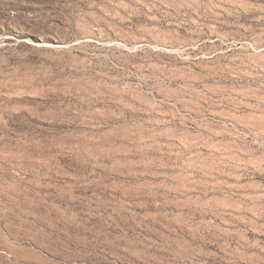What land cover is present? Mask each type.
I'll list each match as a JSON object with an SVG mask.
<instances>
[{
  "label": "rangeland",
  "instance_id": "1",
  "mask_svg": "<svg viewBox=\"0 0 264 264\" xmlns=\"http://www.w3.org/2000/svg\"><path fill=\"white\" fill-rule=\"evenodd\" d=\"M249 41L264 0H0V264H264Z\"/></svg>",
  "mask_w": 264,
  "mask_h": 264
},
{
  "label": "bare ground",
  "instance_id": "2",
  "mask_svg": "<svg viewBox=\"0 0 264 264\" xmlns=\"http://www.w3.org/2000/svg\"><path fill=\"white\" fill-rule=\"evenodd\" d=\"M249 44L251 45V49L253 47V49L257 50L258 52H261L262 50H264V42L249 41ZM240 46H241V44H240ZM174 49H176V48H174ZM164 51H166V50H164ZM259 54H261V53H259ZM250 55H258V54L250 53ZM260 56H264V53H262ZM169 96L171 97V99L174 102L173 103V110L176 109V110H181V111H189L190 113L194 114L195 116L203 118L206 121L205 124L196 123L197 128L201 132L200 133L201 136L205 135L208 140L218 141V143L219 142L223 143L226 147L231 148V149L232 148H238L237 136L234 135V133L231 130V128H229L226 124L221 123L220 120H219V119H223V121H224V120H226L225 117H223L222 115H220V114H218L216 112H210V111L202 112L199 109H196L194 106H187L185 103H183L181 100H179L178 97L175 96L174 94H169ZM170 115H172V114H170ZM206 115H212L214 117V119L207 118V117H205ZM171 117H173V116H171Z\"/></svg>",
  "mask_w": 264,
  "mask_h": 264
}]
</instances>
